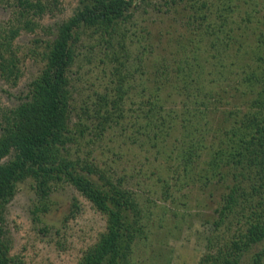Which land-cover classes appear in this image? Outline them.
<instances>
[{
  "label": "trees",
  "instance_id": "16d2710c",
  "mask_svg": "<svg viewBox=\"0 0 264 264\" xmlns=\"http://www.w3.org/2000/svg\"><path fill=\"white\" fill-rule=\"evenodd\" d=\"M163 4L169 22L155 29L146 14L158 1L79 0L54 36L34 40L43 66L1 125L0 264H21L5 216L28 180L35 222L64 184L104 215L76 264H170L153 241L194 219L209 227L197 264H264V0ZM14 6L0 26L6 80L19 76L12 40L60 10L59 0ZM74 65L93 87L76 104Z\"/></svg>",
  "mask_w": 264,
  "mask_h": 264
},
{
  "label": "rangeland",
  "instance_id": "374dc122",
  "mask_svg": "<svg viewBox=\"0 0 264 264\" xmlns=\"http://www.w3.org/2000/svg\"><path fill=\"white\" fill-rule=\"evenodd\" d=\"M155 1H158L161 12L151 10L146 17L155 29H160L168 25V16L171 12H168V7L163 4L164 0ZM14 3L15 0H0L1 27L12 20L16 10ZM78 4L79 0H59L60 10H55L53 14H45L39 20H33L39 22L38 28L34 31L21 29L12 40L10 52L15 49V56L19 63V76L15 79V73H13L6 80L0 75V133L6 109L15 107L23 100L29 82L43 66L40 54L33 52L34 40L54 36L57 24L69 18ZM173 24L175 28L182 30L179 24L174 22ZM48 29L51 30L50 33H47ZM177 34L176 31L170 35L166 34L162 38V47H166L165 42L169 37ZM79 48L82 53L83 48ZM37 49L41 51L43 48L38 46ZM82 56L81 54L79 58ZM77 67L78 65H74L70 69L73 104L78 103L82 98L84 100L88 92L91 93L93 89L92 86L86 85L90 82L85 81L92 74L81 77L77 73ZM84 71L85 68L81 70V72ZM58 189L52 194L55 203H52L49 210L42 216V222H35L29 213V205L34 198V190L29 180L18 184L16 194L7 205L5 217L7 236L11 246L9 254L18 257L21 264H76L83 251L93 244L99 233L105 229L104 215L97 211L91 202L69 185L64 184ZM73 201L76 203L75 212L72 211ZM208 233L209 227L202 220L194 219L190 226L183 227L178 238H167L166 242L165 238L161 242L153 241L151 249L156 244L157 247L166 245L162 249L164 252L166 250L171 252L170 264H197L204 253L205 236ZM261 245H264V241ZM244 259H246L245 264L248 263L247 256Z\"/></svg>",
  "mask_w": 264,
  "mask_h": 264
}]
</instances>
